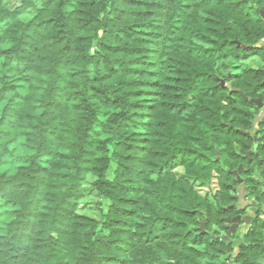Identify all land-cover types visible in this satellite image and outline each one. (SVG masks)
I'll list each match as a JSON object with an SVG mask.
<instances>
[{
  "label": "clouds",
  "instance_id": "obj_1",
  "mask_svg": "<svg viewBox=\"0 0 264 264\" xmlns=\"http://www.w3.org/2000/svg\"><path fill=\"white\" fill-rule=\"evenodd\" d=\"M258 117L264 0H0V264H264Z\"/></svg>",
  "mask_w": 264,
  "mask_h": 264
},
{
  "label": "trees",
  "instance_id": "obj_2",
  "mask_svg": "<svg viewBox=\"0 0 264 264\" xmlns=\"http://www.w3.org/2000/svg\"><path fill=\"white\" fill-rule=\"evenodd\" d=\"M207 19V18H206ZM43 23H45V24H48V23H50V20L49 21H44ZM62 30V29H61ZM150 34H144V35H141V36H139V37H137V44L139 45V47L136 49V50H134V55H138V54H140L141 52H143L146 48H147V46H148V36H149ZM79 39L80 40H83L84 39V37H79ZM69 47V45H65V48H68ZM109 47V49L110 50H112L111 49V46H108ZM42 51H47L46 49H41ZM75 67L77 68V70L79 71V64L77 63L76 65H75ZM233 75V77H235V76H237L238 75V73H233L232 74ZM78 78L75 76V74H73V78H72V82L73 83H75L76 82V80H77ZM216 79H219V78H216ZM25 89L23 88V87H21V91H24ZM264 119V118H263ZM35 127V125H28L27 127H25V128H21L20 129V131L22 132V133H24L25 135L27 134V132L31 129V128H34ZM246 131H247V129H246ZM241 135H243V133H241ZM19 139V138H18ZM251 162V160H249V163ZM237 168H241L242 166L241 165H237L236 166ZM233 171H235V169H227V170H225V176L226 177H230V176H232V172ZM241 174H244V172H241ZM232 179H233V181H234V183L233 184H224L222 181H221V184H222V187L226 190V191H229V196H228V199L229 200H235L237 197H236V195L234 196L233 194H231V191L232 190H234L235 189V186L236 185H240V184H237V182H235V177H232ZM244 179V178H243ZM207 182L206 181H201V184L202 185H205ZM127 197H122L121 198V200H122V202H127ZM223 207V209H231L230 207H229V204H225V205H223L222 206ZM235 207V206H234ZM128 211L130 212L131 211V209H128ZM82 215V214H81Z\"/></svg>",
  "mask_w": 264,
  "mask_h": 264
},
{
  "label": "rangeland",
  "instance_id": "obj_3",
  "mask_svg": "<svg viewBox=\"0 0 264 264\" xmlns=\"http://www.w3.org/2000/svg\"><path fill=\"white\" fill-rule=\"evenodd\" d=\"M263 118H264V117H258L257 119H263ZM233 172H235V171H233ZM233 172H232V173H233ZM240 177H241V178H244V174H241V173H240ZM239 189H240V185H239V186L236 185V186H235V189L231 191V194H233V195L235 196V193H236L237 191H239ZM242 211L246 213V212L248 211V209H247V208H244Z\"/></svg>",
  "mask_w": 264,
  "mask_h": 264
},
{
  "label": "flooded vegetation",
  "instance_id": "obj_4",
  "mask_svg": "<svg viewBox=\"0 0 264 264\" xmlns=\"http://www.w3.org/2000/svg\"><path fill=\"white\" fill-rule=\"evenodd\" d=\"M240 182H243V178L240 177ZM240 182H237V184H240ZM235 205H229L230 208H233ZM244 209V208H243ZM242 209V210H243ZM238 227H239V224H238Z\"/></svg>",
  "mask_w": 264,
  "mask_h": 264
}]
</instances>
